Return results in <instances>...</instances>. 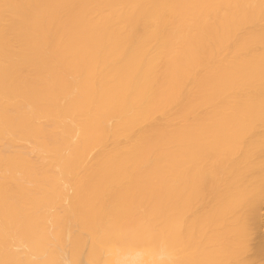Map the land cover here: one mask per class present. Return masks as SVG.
<instances>
[{
  "label": "bare ground",
  "instance_id": "1",
  "mask_svg": "<svg viewBox=\"0 0 264 264\" xmlns=\"http://www.w3.org/2000/svg\"><path fill=\"white\" fill-rule=\"evenodd\" d=\"M263 204L264 0H0V264H264Z\"/></svg>",
  "mask_w": 264,
  "mask_h": 264
},
{
  "label": "rangeland",
  "instance_id": "2",
  "mask_svg": "<svg viewBox=\"0 0 264 264\" xmlns=\"http://www.w3.org/2000/svg\"><path fill=\"white\" fill-rule=\"evenodd\" d=\"M262 213L264 218V204L262 206ZM261 234H257L259 236ZM257 236L254 243L257 242ZM263 235L258 237V240ZM264 238V236L262 237ZM137 247L134 242H127V243H117L116 246L118 247H126V246ZM107 245H94L89 243H74V242H67L61 249L52 257V260L49 261L50 264H97L100 261L101 254L103 253L102 249L105 248ZM115 246V245H114ZM84 248L85 250L79 253L78 255L74 256L71 254L70 250H74L76 248ZM88 248V250H86ZM184 254L183 249L177 250V256H182Z\"/></svg>",
  "mask_w": 264,
  "mask_h": 264
}]
</instances>
